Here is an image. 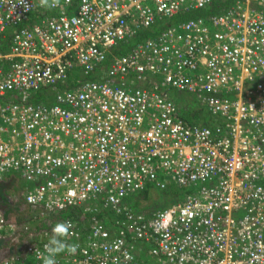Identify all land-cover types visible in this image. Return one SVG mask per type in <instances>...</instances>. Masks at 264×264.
Listing matches in <instances>:
<instances>
[{
    "label": "built area",
    "instance_id": "1",
    "mask_svg": "<svg viewBox=\"0 0 264 264\" xmlns=\"http://www.w3.org/2000/svg\"><path fill=\"white\" fill-rule=\"evenodd\" d=\"M215 1L0 0V183L19 176L37 224L77 211L57 264H264V0L113 55ZM153 190L170 202L135 211Z\"/></svg>",
    "mask_w": 264,
    "mask_h": 264
},
{
    "label": "trees",
    "instance_id": "2",
    "mask_svg": "<svg viewBox=\"0 0 264 264\" xmlns=\"http://www.w3.org/2000/svg\"><path fill=\"white\" fill-rule=\"evenodd\" d=\"M235 1L237 0H216L215 3H213V5L205 10H194L191 12H183L180 13L179 15L168 19L166 21H159L156 25L153 26V28L147 30V31H143L142 33H140L139 35H137L134 39L130 40L129 42L123 43L121 44L119 47L115 48L113 50V55L115 56H124L127 55L129 53H131L133 51V49H135L138 45L144 44L147 41L157 38L160 33L165 30L167 27L170 26H178L179 24H183L185 22H188L190 20H195V19H200V18H208L210 16L213 15H217L220 13H224L227 12L228 9L231 7L232 4L235 3ZM74 80L75 78L71 79L70 84H74ZM46 94L43 95H37L35 97L32 98L33 101L36 102H40V101H44L46 100ZM6 190V186L5 183H0V195H2V199L4 202H7V199L3 196V191ZM150 192H145L141 199L139 198L138 201L144 199L147 200L149 197ZM163 194V197H165L166 199H169V195L170 193H161ZM140 202H134L133 204H138ZM168 203V202H166ZM31 215V218L28 219L29 221H34L37 219V216L39 214L38 209L29 207L28 212L26 215ZM76 218L77 217V211L72 209H69L67 211L61 212V213H56L53 214L51 219H49L48 221L42 223V228L43 229H52V227L57 224V223H62L63 220H65L66 218ZM32 219V220H31ZM53 226H52V225ZM5 239H0V248L4 246Z\"/></svg>",
    "mask_w": 264,
    "mask_h": 264
},
{
    "label": "crops",
    "instance_id": "3",
    "mask_svg": "<svg viewBox=\"0 0 264 264\" xmlns=\"http://www.w3.org/2000/svg\"><path fill=\"white\" fill-rule=\"evenodd\" d=\"M3 183H5L6 186V190L3 191V196L7 199V202H4L2 195H0V214L3 215L9 223L16 226L18 235L12 237L7 236L6 238L5 236L0 237V239H5L6 242V244L4 243V246L0 248V264L5 260L14 257L20 259L27 258L25 248L28 246V244L40 245L47 242L49 238L48 231H52V229L46 230L40 227L38 232L31 230L29 238L26 235V237L24 235L22 236L21 229L25 226V223H28V220H26L27 216H24L27 210L25 208L26 203L24 202V192L26 191V188L23 187L24 183L19 178V176H10ZM152 193L153 192H150L149 198L151 197ZM161 197V203H165V198L163 196Z\"/></svg>",
    "mask_w": 264,
    "mask_h": 264
},
{
    "label": "clouds",
    "instance_id": "4",
    "mask_svg": "<svg viewBox=\"0 0 264 264\" xmlns=\"http://www.w3.org/2000/svg\"><path fill=\"white\" fill-rule=\"evenodd\" d=\"M69 226L67 223H57L52 227L51 235L44 245L43 264H57L56 257L61 253L75 255L78 245L67 243Z\"/></svg>",
    "mask_w": 264,
    "mask_h": 264
},
{
    "label": "rangeland",
    "instance_id": "5",
    "mask_svg": "<svg viewBox=\"0 0 264 264\" xmlns=\"http://www.w3.org/2000/svg\"><path fill=\"white\" fill-rule=\"evenodd\" d=\"M170 93H172L173 95H174V97H175V100H177L178 102H179V104L180 105H186L187 104V96H185L184 94H179V93H177L176 91L174 92V91H171ZM193 104V103H192ZM191 104V105H192ZM187 118L188 119H191L192 121H194L195 119H197V114L196 113H189V116H187ZM200 121V119L198 120V122ZM23 187H25V185L23 186ZM24 193H26V192H24ZM161 196H163L162 194H160L159 192H157V191H154L153 190V193H152V195H151V197L149 198L148 197V199L147 200H144V199H142L141 201H140V203H138V204H134L133 205V208H134V210L135 211H139L140 209L141 210H143L144 211V213L145 214H150L151 212H154L155 210L154 209H160V208H163V207H165L169 202H170V200L169 199H166L165 197V203H161L162 202V197ZM158 198H159V200H158ZM158 200V201H157ZM157 201V202H156ZM166 202H168V203H166ZM128 204V203H127ZM25 208L27 209L26 210V213L24 214V215H26L27 214V212H28V209H29V206H25ZM31 218V215L29 214V215H27V217H26V220H28V219H30ZM24 220V219H23ZM32 220V219H31ZM29 222H31V221H29L28 220V223ZM28 223H25V225L26 226H24V227H28V228H30V230H32V231H34V232H38V230L40 229V227H42L40 224L41 223H39V224H37V222H31L30 224H28ZM24 227H22V228H24ZM19 228V227H18ZM30 231L28 230L27 231V233H24L23 235L25 236H27L28 238H29V236H30ZM16 235H18L17 233H15L13 236H16ZM25 236V237H26ZM27 239V238H26Z\"/></svg>",
    "mask_w": 264,
    "mask_h": 264
},
{
    "label": "flooded vegetation",
    "instance_id": "6",
    "mask_svg": "<svg viewBox=\"0 0 264 264\" xmlns=\"http://www.w3.org/2000/svg\"><path fill=\"white\" fill-rule=\"evenodd\" d=\"M99 78H101V77H99ZM17 234H18V233H17ZM21 234H22V236H23L24 233H21Z\"/></svg>",
    "mask_w": 264,
    "mask_h": 264
}]
</instances>
